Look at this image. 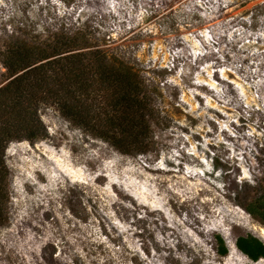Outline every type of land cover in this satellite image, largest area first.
<instances>
[{
    "label": "rangeland",
    "instance_id": "obj_1",
    "mask_svg": "<svg viewBox=\"0 0 264 264\" xmlns=\"http://www.w3.org/2000/svg\"><path fill=\"white\" fill-rule=\"evenodd\" d=\"M55 33L144 81L154 144L123 154L40 107L48 136L6 150L0 264L249 263L235 242L264 241L242 207L264 187V0H0V86L13 39Z\"/></svg>",
    "mask_w": 264,
    "mask_h": 264
},
{
    "label": "trees",
    "instance_id": "obj_2",
    "mask_svg": "<svg viewBox=\"0 0 264 264\" xmlns=\"http://www.w3.org/2000/svg\"><path fill=\"white\" fill-rule=\"evenodd\" d=\"M55 36L48 43L18 37L1 53L9 76L0 86V226L9 221L6 150L14 141L35 143L48 136L40 107H55L72 125L123 154H146L154 144L148 117L156 107L144 81L115 67L100 49L82 51L80 38ZM242 207L264 227V187ZM215 239L216 252L226 256L225 239L221 234ZM235 245L247 264L264 260V241L257 234L240 235Z\"/></svg>",
    "mask_w": 264,
    "mask_h": 264
},
{
    "label": "bare ground",
    "instance_id": "obj_3",
    "mask_svg": "<svg viewBox=\"0 0 264 264\" xmlns=\"http://www.w3.org/2000/svg\"><path fill=\"white\" fill-rule=\"evenodd\" d=\"M261 234H264V227H261Z\"/></svg>",
    "mask_w": 264,
    "mask_h": 264
}]
</instances>
